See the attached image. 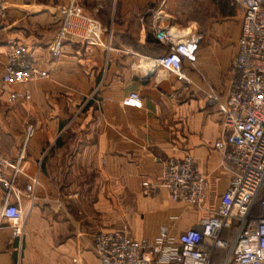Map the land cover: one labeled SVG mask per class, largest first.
Wrapping results in <instances>:
<instances>
[{
    "label": "crops",
    "instance_id": "obj_1",
    "mask_svg": "<svg viewBox=\"0 0 264 264\" xmlns=\"http://www.w3.org/2000/svg\"><path fill=\"white\" fill-rule=\"evenodd\" d=\"M66 2L4 0L0 12V153L15 160L25 145L16 187L33 188L10 198L26 213L22 240L0 215V264H101L93 243L98 231L125 225L132 238L153 239L162 225L175 236L196 225L207 214L172 201L159 186L170 157L190 155L199 163L213 210L234 177L214 147L222 113L208 102L209 86L192 67L188 83L173 74L160 77L155 64L169 48L156 30H188L171 0L164 6L157 0H78L100 23L105 43L111 34L113 49L70 39L55 57L48 46L59 25L57 7ZM10 45L27 46L50 73L15 87L27 89L30 100L9 101L13 87L2 82ZM232 59L214 44H200L196 66L220 95L229 90ZM131 91L140 94L141 108L122 103ZM29 125L35 133L26 140ZM5 193L0 184V210Z\"/></svg>",
    "mask_w": 264,
    "mask_h": 264
},
{
    "label": "built area",
    "instance_id": "obj_2",
    "mask_svg": "<svg viewBox=\"0 0 264 264\" xmlns=\"http://www.w3.org/2000/svg\"><path fill=\"white\" fill-rule=\"evenodd\" d=\"M157 1L160 6L169 2ZM235 1L242 8V19L231 64L233 77L225 95L217 93L196 66L200 33L159 27L156 36L169 48L155 59L162 71L160 77L173 74L180 81L192 83L187 68L192 67L209 86L208 102L217 105L222 113L221 136L214 147L233 167L230 185L213 210L207 202L208 177L194 157L168 158L162 166L159 186L172 201L190 204L207 215L177 236L169 225H162L153 239L132 238L127 226L98 231L93 243L101 264H264V0ZM4 9V0H0V12ZM57 14L58 29L48 46L52 56L61 55L64 43L70 39L113 49L111 34L105 43L100 23L84 12L78 0L58 5ZM5 59L2 82L13 87L9 101L30 100L27 89L15 87L50 77L25 45L8 46ZM96 95L97 91L92 99ZM122 103L143 106L137 91H131ZM34 133L35 127L29 125L26 140ZM25 150L24 145L15 160L0 153V184L6 189L0 215L21 240L26 213L10 198L15 195L20 199L33 189L32 185L26 189L16 187L18 176L24 173ZM143 184L148 186L149 182ZM219 252L220 261L215 259Z\"/></svg>",
    "mask_w": 264,
    "mask_h": 264
},
{
    "label": "rangeland",
    "instance_id": "obj_3",
    "mask_svg": "<svg viewBox=\"0 0 264 264\" xmlns=\"http://www.w3.org/2000/svg\"><path fill=\"white\" fill-rule=\"evenodd\" d=\"M170 3L178 22H184L182 28L200 33L202 46L214 44L231 61L242 19V8L235 0H171ZM231 8L236 14L225 15L224 10Z\"/></svg>",
    "mask_w": 264,
    "mask_h": 264
},
{
    "label": "trees",
    "instance_id": "obj_4",
    "mask_svg": "<svg viewBox=\"0 0 264 264\" xmlns=\"http://www.w3.org/2000/svg\"><path fill=\"white\" fill-rule=\"evenodd\" d=\"M224 6L227 7L228 5L224 4ZM224 14H225V15H231V16H233V15L236 14V11H235L234 8H231V10L229 9V11H225V10H224Z\"/></svg>",
    "mask_w": 264,
    "mask_h": 264
}]
</instances>
